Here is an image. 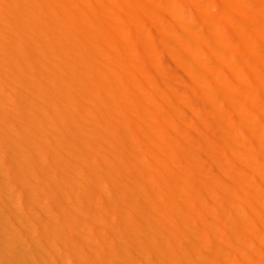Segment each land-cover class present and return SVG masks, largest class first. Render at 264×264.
<instances>
[{"label":"bare ground","instance_id":"obj_1","mask_svg":"<svg viewBox=\"0 0 264 264\" xmlns=\"http://www.w3.org/2000/svg\"><path fill=\"white\" fill-rule=\"evenodd\" d=\"M215 5L223 24L206 0H0L5 264H264V41ZM159 48L221 142L186 138L192 105Z\"/></svg>","mask_w":264,"mask_h":264},{"label":"rangeland","instance_id":"obj_2","mask_svg":"<svg viewBox=\"0 0 264 264\" xmlns=\"http://www.w3.org/2000/svg\"><path fill=\"white\" fill-rule=\"evenodd\" d=\"M206 1L210 5V7H212L211 8L212 11L215 12L216 20H217V22L219 24H223L224 22H222V20H223L222 16L219 15L218 12H217L218 9L216 8V5H215L216 2H219V3H221L224 6H227V5L233 6L236 9H238L240 7L238 10H242V9L244 11L246 10L247 14H245V16H244V21H246V24L250 28H252L254 39L256 38V40H258V41L260 39H261L260 41H264V29H263V26H257L256 22L252 19V17L249 18V12H251L254 9V2L253 1H246V2H242V0H229L228 2H226L224 0H221V1L220 0H206ZM260 2L264 6V0H261ZM110 3L111 2H109V4ZM231 4H233V5H231ZM234 4H237V5H234ZM243 5L244 6L247 5V7H244ZM185 9H188V8L185 7ZM250 9H252V10H250ZM166 18L169 20L168 17H166ZM191 26L194 29H198L199 28V26L197 24H191ZM227 37H229V36H227ZM230 49L233 52L235 51V49L233 47H230ZM155 54L158 55V61L161 62V67L163 68V70H164V72H165V74H166V76L168 78V82L173 87H175L177 89V91L182 96L186 97L187 100L192 105V110H188V113H189V117L188 118L189 119L188 120L186 119L185 120L186 124H184L185 126H187V127H189L191 129L189 134L186 135V138L188 140H190V141L196 142V141L202 139L201 138V136H202L204 139H207L210 142H214V143L221 142V137L215 130V123H214L215 115L213 114V112L211 110H200V107L202 105V101H201L200 97L197 94H195L192 82L188 79L187 76L183 75V73L181 71H179V69L169 60V57H168L167 54H164V55L162 54L160 48L156 50ZM137 62L140 65H143V62L142 61L140 62V59H137ZM234 79L237 82H239L238 78L236 79L234 77ZM177 111H178L177 112L178 115L181 112H184V113L186 112V110H177ZM178 115L175 118H178L179 117ZM91 120H94L93 117H91ZM226 122H227L228 129L232 130L231 137H232L236 147L239 150L247 151L249 149L248 138L246 137V135H244L240 131V123L234 121L233 119H231L228 113H226ZM125 125H126V123L124 124V126ZM151 131H152V133L155 136L158 135V130L152 128ZM204 165H205L206 168L209 167L208 164H204ZM219 170L222 171L221 173H223L222 169H219ZM30 171L32 172L33 169H31ZM254 185L255 186H263V188H264V181L259 180L258 178H254ZM40 193H41V195H42V197L44 199H46L48 197L47 194H45L44 192L40 191ZM0 210H1L0 211V217H1L2 214H3V212H2L3 209L1 208V203H0ZM82 216H83L84 220L89 222L88 216L85 213H82ZM100 223H101V226L105 230H107L110 234H112V235L113 234H118V231H116L115 229L111 228L109 224L103 223V222H100ZM29 225H36V223H31ZM9 230L10 229H8V231ZM32 230H35V229H32ZM92 232H95V231L93 230ZM0 237H1V239H3L2 236H1V231H0ZM97 241L98 240L91 241V244L93 246H98V245L102 244V243H99ZM18 249L22 253V256L27 257L29 259V262H33L34 261V257H33V254H32V251H31L30 248L25 247V248H18ZM253 252H254L255 258L258 259L260 255L257 252H255L254 250H253ZM23 253H25V254H23ZM4 256H5V252L0 249V264H5ZM15 260L16 259H14V260L12 259L11 261L14 262Z\"/></svg>","mask_w":264,"mask_h":264}]
</instances>
